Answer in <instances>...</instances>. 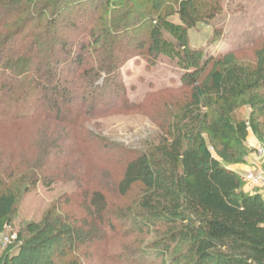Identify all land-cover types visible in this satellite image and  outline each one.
<instances>
[{
    "label": "trees",
    "instance_id": "obj_1",
    "mask_svg": "<svg viewBox=\"0 0 264 264\" xmlns=\"http://www.w3.org/2000/svg\"><path fill=\"white\" fill-rule=\"evenodd\" d=\"M44 1L0 0V32L7 31L0 41V132L37 124L41 130L36 151L0 161V224L9 221L19 197L36 184L51 186L68 167L81 177L72 180L73 192L61 196L40 223L29 224L18 233L14 252L0 256V264H55L57 258L61 261L84 247L94 248L98 240L109 243L125 234L144 235L152 230L160 234L149 247L129 250L118 262L114 255L112 260L116 264H155L151 259L157 253L169 255L168 264H264V199L244 192L243 179L227 169L245 164L249 130L258 134L259 120L264 118V38L248 47L203 56V62L193 57L195 53L189 55L190 61H180L182 69L190 68L182 77L189 81L180 88L165 87L129 102L116 85L120 56L107 50L93 68L76 74L85 66L83 52L92 39L77 42L78 51L63 53V43L56 55L50 51L41 52L43 57L22 58L24 42L33 38L32 32H26L40 17L49 14L50 26L67 20L65 29L79 32L91 9L101 1L110 2ZM199 1L181 0L176 7L173 2L174 13L185 28L198 19L211 20L221 10L220 0ZM155 9L148 17L157 16L158 24L151 26L147 45L155 53L145 58L153 61L161 52L185 57L180 44L165 40L166 22H160L163 16ZM33 11L35 18L29 14ZM128 25L120 18L114 32L136 29L135 23ZM53 32L47 39H55ZM252 51L253 57L244 55ZM63 67L74 72L80 97L60 88L61 77L53 71ZM86 87L90 94L100 91L88 108L82 92ZM175 91L189 92L187 100L158 123L157 141L125 162L117 191L125 197L135 188V202L126 209L114 206L111 210L104 194L92 188L90 174L83 171L86 157L101 161L107 150L79 133L84 118L110 113L116 107L111 104L120 98L122 108L131 110L140 108L149 97ZM243 107L249 108L247 121H235L234 113ZM124 226L128 228L119 230Z\"/></svg>",
    "mask_w": 264,
    "mask_h": 264
},
{
    "label": "rangeland",
    "instance_id": "obj_2",
    "mask_svg": "<svg viewBox=\"0 0 264 264\" xmlns=\"http://www.w3.org/2000/svg\"><path fill=\"white\" fill-rule=\"evenodd\" d=\"M108 1H110L109 4L101 1L96 8L89 11L87 17L89 20L81 22L80 27L83 29L79 32L73 31L72 33L68 28L65 29L66 25L64 23H69L67 20H63L64 22L61 20V23L59 21L58 26H50L49 18L51 17L49 14L40 17L30 25L26 32V35L32 32L33 38L28 37L24 42L22 53H25V56L22 58H26L27 55L39 58L43 57L42 54L50 51L53 55H56L61 51L63 43L65 44L63 53L74 52L78 49L75 46L77 42L92 39L89 47L83 52L85 66L81 67L79 71L77 70L76 74H80L82 70L93 68L97 60H102L103 54L107 53L108 50L113 56H120L122 60L118 71L119 80L116 85L119 84L122 91L124 90L129 102H135L141 100L146 93L165 87L174 90V88H180L185 84V81H189L187 80L189 78L183 80L182 77L184 71L190 68L182 69L180 62L183 59L185 62L186 60L190 61L189 55L192 56L195 53L193 57L197 61L201 59L203 62V56H216L230 50L248 47L254 41L264 38V0H220L221 10L213 19H198L189 28L184 27L177 14L174 13V7H172L173 2L176 7L181 0ZM44 2L51 3L52 0H45ZM199 2L206 3L204 0ZM154 8L158 10L159 15L163 16L160 22H166L164 24L165 40L168 43L173 44L176 42L180 44L185 57H182V55L171 56L168 53L161 52L160 55H156L153 61L151 58H145L150 52L155 53L154 50L148 49L149 47L152 48L151 44L147 47L151 41L150 28L155 22L158 24L157 16L148 17ZM3 10L8 11L7 8ZM29 14L33 15L32 18L37 15L35 11ZM72 18H75V16ZM120 18H123V23L129 24V27L135 23L134 27L136 29L123 34H116L114 25L119 22ZM150 21L152 22L150 23ZM173 26H179V29H174ZM51 31H54L55 39H47V35H50ZM113 32L116 34L115 36L112 35ZM5 33L7 34L5 30L0 32V41ZM89 33L91 34L90 38ZM92 36H94V39ZM244 55L253 57L255 52L252 51ZM199 65L200 63L197 64V67ZM73 73L65 67L53 71L54 75L61 77V89H68L70 96L80 97V89L75 85L76 79L73 77ZM101 84V81H99L98 85ZM82 92L85 95L84 98L89 101L86 108L90 106L93 99L97 98L98 100L100 96L98 89L90 94V88L86 87ZM187 95H189L187 91L186 93L175 91L159 97H149L145 99L140 108L131 110L122 108L124 103L120 98L117 103L111 104V107H116L110 113L100 117L84 118L82 127L78 130L79 133L86 137L91 144H102L107 150L102 152V158L99 159L101 161L86 157L87 161L83 162V171L90 174L93 182L92 188L99 189L104 194L111 210L116 207L126 209L135 202L138 194L135 188L130 190L125 197H120L117 191V185L122 179L125 162L135 153L146 150L147 146L157 141L158 123L162 122L161 120L166 113L177 110L178 105L187 100ZM48 97L50 98V96ZM57 102H60V100ZM248 115L249 108L243 107L236 111L233 116L235 121H247ZM259 122L261 124L259 133L253 134L249 130V134L257 144H263L264 118L260 119ZM40 134L39 124L0 132V161L6 160L9 156L12 157L16 153L20 154L25 151L31 153V149L36 151L41 142ZM246 144L248 147L247 158L253 156L257 160L258 167L264 169V159H258L251 146H248V143ZM209 149L211 154L216 157L212 148L209 147ZM256 163L251 165L248 172L252 171ZM77 167L80 168L79 165ZM233 167L229 166L227 169ZM247 173L239 176L243 179ZM60 176L59 181H54L51 186L47 187L42 183H38L19 197L9 221L0 224V256H5V254L15 250L13 242L4 245V240L13 235L17 236L29 224L40 223L61 196L73 192L74 181L72 180L80 178L81 173L72 171L68 167ZM243 190L245 191L244 188ZM262 192L264 198V189ZM82 212L80 215L84 217ZM124 228H128V226H124L119 230H125ZM158 234H160L158 231L152 230L144 235L125 234L127 236H122V238L109 243L98 240L96 242L97 246L94 248L84 247L75 256L65 257L61 261L57 258L54 262L55 264H116L112 260L114 255L116 256L114 259L118 262L117 259L126 256L129 250H142L149 247V244L154 243L159 238ZM153 254L155 256L151 259L152 263L168 264L169 255Z\"/></svg>",
    "mask_w": 264,
    "mask_h": 264
},
{
    "label": "built area",
    "instance_id": "obj_3",
    "mask_svg": "<svg viewBox=\"0 0 264 264\" xmlns=\"http://www.w3.org/2000/svg\"><path fill=\"white\" fill-rule=\"evenodd\" d=\"M251 149L256 153L258 159H264V143L257 144L252 146ZM259 162V160H258ZM259 165L255 164L252 171L248 172L244 177V189L245 192L251 195H260L263 198L264 189V169L258 167ZM264 199V198H263ZM16 240V236H10L4 240V245L14 242Z\"/></svg>",
    "mask_w": 264,
    "mask_h": 264
},
{
    "label": "crops",
    "instance_id": "obj_4",
    "mask_svg": "<svg viewBox=\"0 0 264 264\" xmlns=\"http://www.w3.org/2000/svg\"><path fill=\"white\" fill-rule=\"evenodd\" d=\"M246 141L249 144L248 146H251L252 147V146L257 145V142H255L250 137V134L249 133H248V136H247V140ZM256 162H257V160L253 156H250V157L246 158L245 164H243V165H236L233 168H231L230 170L233 171L234 173L242 176V174L244 175L245 173H247L250 170L251 165L254 164V163H256Z\"/></svg>",
    "mask_w": 264,
    "mask_h": 264
}]
</instances>
